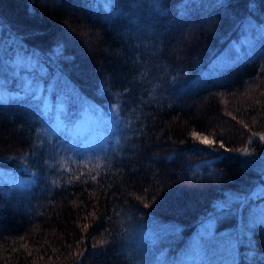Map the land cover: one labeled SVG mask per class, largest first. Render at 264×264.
I'll list each match as a JSON object with an SVG mask.
<instances>
[{
  "label": "trees",
  "instance_id": "obj_1",
  "mask_svg": "<svg viewBox=\"0 0 264 264\" xmlns=\"http://www.w3.org/2000/svg\"><path fill=\"white\" fill-rule=\"evenodd\" d=\"M222 5L0 0V80L30 59L112 124L75 151L0 98V264H264V0Z\"/></svg>",
  "mask_w": 264,
  "mask_h": 264
},
{
  "label": "rangeland",
  "instance_id": "obj_2",
  "mask_svg": "<svg viewBox=\"0 0 264 264\" xmlns=\"http://www.w3.org/2000/svg\"><path fill=\"white\" fill-rule=\"evenodd\" d=\"M136 23L138 26L143 27L141 21H136ZM73 33V28L68 27L67 34L71 38H76ZM191 36H193V33ZM154 40L156 41V38ZM18 54L19 52L16 55L18 56ZM240 54L241 53H238V51H234L232 54L228 55V58L235 60ZM16 59L17 58L14 57L12 60L15 61ZM18 62L19 63H13L9 61L8 64H15L14 68H16V70L21 66L23 71L27 70L26 76H24L22 80L18 76H15L11 78L9 81L11 83L9 84H7V80L5 79L4 81L0 80V98L11 96L17 98L19 96L20 98L18 99L29 98V101H31L30 104L33 105L32 110L35 107L34 111L45 120L44 128L46 130H44L47 133L46 135L51 137L54 135L57 136L66 146L72 144V149L75 151H82L88 147L97 146H99V148H105V129L108 131V126L111 127L112 124L109 120L107 124V120L103 119L101 110L81 104L77 105L75 110L73 108L69 109L62 101L63 90L65 89L62 87L63 84L61 82L55 80L48 81L47 75L45 77V72L41 71L42 66L38 65L35 61H31L30 59L26 61V58L25 60L21 58ZM26 63H29V68H26ZM222 63L219 65L221 68L223 66ZM34 67H37V71ZM8 85L12 87H7ZM22 106L24 107V104H22ZM26 179L30 181L31 177H27ZM198 242L193 240L191 244H188L183 255L186 257V259L184 258L185 262L191 260L193 263V261L196 260L199 254L198 251L201 247ZM229 244L231 245L226 247L228 253L231 247L235 248L232 242H229ZM222 253L225 254L223 251ZM235 255L236 251H234V257Z\"/></svg>",
  "mask_w": 264,
  "mask_h": 264
},
{
  "label": "snow or ice",
  "instance_id": "obj_3",
  "mask_svg": "<svg viewBox=\"0 0 264 264\" xmlns=\"http://www.w3.org/2000/svg\"><path fill=\"white\" fill-rule=\"evenodd\" d=\"M216 3H217V5L223 6L222 5V0H216ZM55 55L58 58L63 57V48H62V46H59L58 45L56 47V49H55ZM197 138L199 139V142L201 144H204V145H213V143H214V141L210 140L207 136H198ZM261 139H264V136H261ZM220 147L223 148L224 145L223 144H220ZM92 179H95V176H93ZM85 227H87V225ZM100 243H103V241H101Z\"/></svg>",
  "mask_w": 264,
  "mask_h": 264
}]
</instances>
